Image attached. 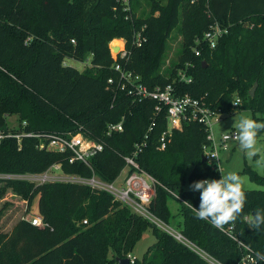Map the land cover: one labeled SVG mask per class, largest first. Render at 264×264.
<instances>
[{
    "label": "trees",
    "instance_id": "1",
    "mask_svg": "<svg viewBox=\"0 0 264 264\" xmlns=\"http://www.w3.org/2000/svg\"><path fill=\"white\" fill-rule=\"evenodd\" d=\"M145 1L148 12L139 10V0H130L128 15L119 0H0V131L7 130V117L16 116L14 131L19 134L22 123L24 132L36 134L76 132L82 127L87 137L103 144L88 167L70 164L68 153L41 149L46 144L43 137H21L20 145L13 138L5 139L0 141V174L42 175L59 165L64 175L82 179L95 175L112 183L125 167L123 157L148 135L136 162L157 182L149 212L168 225L173 219L168 202L176 201L182 235L219 262L238 264L247 252L209 221L197 219L188 206L198 209L200 203V193L188 189L192 182L221 178L201 161L208 144L204 127L185 123L159 151L164 114L154 116L151 101L132 105L126 93L116 92L114 97L106 89L107 80L116 76L112 65L117 53L109 43L125 40L128 59L120 62L150 89L173 83L179 94L201 99L223 115L234 113L232 101L238 97L240 107L250 111L253 119L264 120V0ZM213 22L226 29L215 49L202 42L196 45L195 39H201ZM142 26L146 41L136 47L133 33ZM173 31L181 36V45L177 61L167 64ZM193 47L200 49V56H194ZM88 56L90 66L83 71L64 65L65 59L86 62ZM186 64L192 65L191 83L175 82L176 71ZM122 117L123 131L106 135L107 125ZM152 121L155 127L147 133ZM239 175L260 187L244 189V216L264 210V169L259 175L245 165ZM7 190L28 205L36 199L47 226L38 228L20 220L7 232L0 231V264L116 263V258H126L133 251L149 228L155 230V242L134 264H207L105 191L69 182L34 185L0 180V199ZM229 226L253 256L255 251L264 252V227L253 230L243 217Z\"/></svg>",
    "mask_w": 264,
    "mask_h": 264
},
{
    "label": "built area",
    "instance_id": "2",
    "mask_svg": "<svg viewBox=\"0 0 264 264\" xmlns=\"http://www.w3.org/2000/svg\"><path fill=\"white\" fill-rule=\"evenodd\" d=\"M197 0H190V4H194ZM123 12L130 15L131 5L130 0H119ZM209 14V13H208ZM211 15L209 14L208 17ZM145 31V26H142L140 29L134 31L132 37V44L136 47H140L145 41L146 38L143 35ZM226 33V29L222 28L217 22H213L209 25L206 32L203 34L201 39H195V44L199 45L201 42L206 44L210 50L215 49L217 46L219 38ZM74 44V40L71 41ZM122 45L119 48V52L116 56L113 57L112 69L115 73V78H109L107 80V90H110L114 97L116 92H124L131 99V104L141 103L144 101H151L154 103L153 114L158 116L164 114L166 120L165 130L160 134L158 139L159 151H163L166 148V145L170 142L173 131H181L185 123L196 122L204 127L206 132V139L208 144L203 147V157L205 162L210 166L214 171L219 172L218 166L221 168L220 163V153L228 152L231 148V144L236 143L235 138H231L228 141L222 139L225 135H233L236 130L232 129L229 132L221 134L216 138L213 132V125L219 122L220 114L216 111L211 110L207 104L201 100L191 97L188 94L181 95L178 93L177 87L173 84H167L164 87H155L153 89L148 88L143 82L141 77L134 73L133 71L128 70L123 63L120 61H127L128 52L126 50V42L121 39ZM192 52L194 56H200V49L198 47H193ZM90 66V65H89ZM192 68V65L186 64L183 68L178 69L175 75V82L189 84L192 81L191 76L189 75V70ZM238 104V105H235ZM241 105V100L238 97H235L232 101L233 109L239 108ZM155 127V122L152 121L151 125L148 128L150 132ZM25 123L21 124L20 134L15 132L14 129H7L0 131V141L5 139L13 138L17 141V144L20 145L21 137L26 138H39L42 137L45 139L46 144L40 145L41 149H45L49 152L56 154H66L68 153V162L70 164L75 162H80L86 166L89 165V160L97 153L103 150V144L100 142L87 137L82 129L79 127L76 132H67V133H49V134H36L33 132H24ZM123 131V117L117 123H111L107 125L106 135H111L114 133H121ZM209 137H214L216 143L214 144ZM148 135H145L143 140L134 145L133 152L123 157L125 162V167L112 183H107L100 180L98 177L93 175L89 179H82L77 176L65 175L67 182L76 183L80 182L82 185L90 187L94 191H105L113 197V201L119 202L121 205L128 207L133 214L141 216L153 223L154 225L163 229V231L171 236L178 243L182 244L196 255H198L202 260L207 264H223L210 256L207 252L195 246L187 238H185L181 232L174 231L171 228H168L163 222L154 217L148 210V207L154 197L155 185L157 182L143 171L136 162V157L142 152V150L147 146ZM218 151L219 152V161L215 157H208L210 152ZM211 160V161H210ZM53 169L54 171L60 170L59 165L52 166L49 170ZM61 171V170H60ZM18 175H2L4 180L12 179ZM39 176V175H34ZM46 177V176H45ZM119 186H115L117 180H120ZM77 180V181H76ZM76 181V182H75ZM175 199L176 195L172 192L170 193ZM180 200V199H177ZM181 201V200H180ZM32 226L38 228H45L47 225L44 224L42 217L38 212L31 215L27 220ZM160 223V224H159ZM82 224H87L86 220L82 221ZM224 233L229 239L237 243L239 248H243L247 253L242 256L239 264H253V261L256 259L252 255L249 248L242 243H240L236 238L233 237L232 233L233 227L229 226L225 228ZM231 229V231H229ZM129 264H134L135 258L128 254L126 256Z\"/></svg>",
    "mask_w": 264,
    "mask_h": 264
},
{
    "label": "rangeland",
    "instance_id": "3",
    "mask_svg": "<svg viewBox=\"0 0 264 264\" xmlns=\"http://www.w3.org/2000/svg\"><path fill=\"white\" fill-rule=\"evenodd\" d=\"M141 7L140 11L143 10L148 12L150 7L149 4L145 0H139ZM163 3L165 0H160ZM80 3L77 2L75 6H78ZM139 12L136 14L138 16ZM158 13H155L157 15ZM121 39H113L110 43L112 45H118V43L114 41H119ZM181 45V36L177 34V31H173L171 34V38L168 42V51L166 54V62L167 64L171 61H177V54L180 50ZM90 56H88L86 62H77L72 59H65L64 65L75 68L78 71H83L90 65ZM233 114H227L220 116L219 122L215 123L212 127L213 132L218 138L221 134L231 131L232 129L236 128V124H238L239 118L241 116H250L252 118V114L248 110H244L243 107H239L233 111ZM7 122V129H15L18 122L16 116H10L6 119ZM259 146L264 148V133L258 137ZM263 151L259 156L253 159L247 158L239 149L238 142L231 144V148L228 152L220 153V163H221V170L222 171H236L241 172L245 165L251 167L255 170L259 175L262 174L263 169L258 168L256 166V159H260L262 156ZM220 173V172H219ZM221 174V173H220ZM46 176V177H45ZM65 175L60 171H54L53 169L48 170L46 173L34 176V175H18L16 177H12L14 180L26 181L34 185H41L49 182H67ZM244 179L243 189L245 190H258L260 187L251 182L246 175H240ZM2 174H0V180ZM117 180L115 186H119L121 183V179ZM77 181V180H76ZM75 181V182H76ZM82 181H77L76 184H81ZM189 189V187H188ZM168 207L171 210V214L173 219L167 225L168 228L173 229L174 231L180 232V228H178V224L182 222V219L178 216L179 214V205L176 201L170 200L168 202ZM38 212L36 206V199L33 201L31 205H28L26 200H23L20 196L14 194L11 190H7V192L3 195L0 199V231L6 232L8 231L13 225H15L20 220H27L31 215ZM160 224V223H159ZM156 226V225H155ZM158 229L163 231L160 227L156 226ZM164 232V231H163ZM155 230L149 228L144 231L141 240L137 243L135 248L132 252L128 253L132 255L135 260H140L146 253L147 249L155 242L154 237ZM195 245V244H194ZM196 246V245H195ZM110 259V256L108 257ZM135 262V261H134ZM117 264V263H111ZM239 264V263H238Z\"/></svg>",
    "mask_w": 264,
    "mask_h": 264
},
{
    "label": "clouds",
    "instance_id": "4",
    "mask_svg": "<svg viewBox=\"0 0 264 264\" xmlns=\"http://www.w3.org/2000/svg\"><path fill=\"white\" fill-rule=\"evenodd\" d=\"M236 128L237 131L233 135H225L222 139L228 141L234 137L240 151L249 159L259 156L264 151L258 141L259 134L264 131V120L241 116ZM209 139L214 144L216 143L214 137H209ZM206 156L215 157L219 161L218 151H212ZM255 163L258 168L264 169V156L256 159ZM218 170L221 173L220 179H200L189 185V190L200 193L198 209L192 204L188 205L193 209L196 218L209 221L212 227L221 232H225V226L235 225L236 221L242 217L246 219L248 227L253 230H260L264 227V210L257 209L254 215L244 216L247 202V195L243 189L244 179L236 171L225 172L220 166ZM176 198L179 199V196ZM254 256L256 260L253 264L264 262V252L255 251Z\"/></svg>",
    "mask_w": 264,
    "mask_h": 264
},
{
    "label": "water",
    "instance_id": "5",
    "mask_svg": "<svg viewBox=\"0 0 264 264\" xmlns=\"http://www.w3.org/2000/svg\"><path fill=\"white\" fill-rule=\"evenodd\" d=\"M109 47H110L115 53L118 54V52H119V47H118V46L110 44ZM256 87H257V83L254 84V86L251 88V90H250V92H249V94H250L251 97L254 96V94H255V90H256ZM201 161H202V162H205V158H204L203 156H202V158H201ZM116 263H117V264H129V261H128V259H126V258H116Z\"/></svg>",
    "mask_w": 264,
    "mask_h": 264
},
{
    "label": "bare ground",
    "instance_id": "6",
    "mask_svg": "<svg viewBox=\"0 0 264 264\" xmlns=\"http://www.w3.org/2000/svg\"><path fill=\"white\" fill-rule=\"evenodd\" d=\"M115 42V41H114ZM119 44L118 45H116V46H118L119 48H121V45H122V42H121V40H119Z\"/></svg>",
    "mask_w": 264,
    "mask_h": 264
},
{
    "label": "crops",
    "instance_id": "7",
    "mask_svg": "<svg viewBox=\"0 0 264 264\" xmlns=\"http://www.w3.org/2000/svg\"><path fill=\"white\" fill-rule=\"evenodd\" d=\"M7 232V231H6Z\"/></svg>",
    "mask_w": 264,
    "mask_h": 264
}]
</instances>
